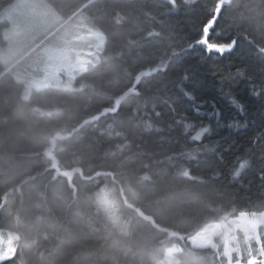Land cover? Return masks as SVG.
Segmentation results:
<instances>
[{"label": "trees", "instance_id": "obj_1", "mask_svg": "<svg viewBox=\"0 0 264 264\" xmlns=\"http://www.w3.org/2000/svg\"><path fill=\"white\" fill-rule=\"evenodd\" d=\"M13 1L0 0V12ZM48 1L62 18L38 43L65 22L43 43L56 45L84 13L105 41L74 88L27 93L42 75L22 71L36 49L7 66L0 61V75L8 70L0 76V230L19 234L0 264H164L175 245L174 264H229L223 245L195 247L191 238L240 211H264V58L247 41L224 56L188 44L208 4L219 9L213 39L241 33L264 45V0H178L175 8L168 0ZM6 25L0 21V38ZM87 32L57 45L87 49L80 37ZM204 124L211 132L193 142ZM191 150L194 158L180 154ZM244 159L249 167L234 179ZM75 169L71 178L57 175ZM239 247L232 260L246 264V245Z\"/></svg>", "mask_w": 264, "mask_h": 264}, {"label": "rangeland", "instance_id": "obj_2", "mask_svg": "<svg viewBox=\"0 0 264 264\" xmlns=\"http://www.w3.org/2000/svg\"><path fill=\"white\" fill-rule=\"evenodd\" d=\"M61 18L62 14L48 0H14L0 12V21L7 22L3 36L0 38V61L3 65L7 66L16 57L22 56L23 59L36 49L31 57L26 60L22 71L28 69L31 72V69L41 68L42 75L33 77L27 86V93L30 92L31 88L40 85L74 88L78 72L80 73L88 65L98 61L97 59L101 55L105 35L93 28L91 19L86 13L65 26L55 36V42L68 39L76 32L88 28L87 34L80 36L83 42H88L87 49H77L74 46L64 47L57 45V43L56 45L52 43L43 44L51 34L64 24L38 43L43 36L61 22ZM33 46L34 48H32ZM30 48L32 49L27 52ZM25 52L27 53L25 54ZM237 217L207 225L192 236V244L195 247H214L216 249L223 245L229 264H245L235 263L232 257L234 253L239 254L240 243H245V248L249 253L250 243L251 252L255 258L249 259L246 264H264V258H261L258 252L255 254L253 246V242L257 243V233L262 241L261 227H264V220L260 221V226L257 228V224L247 218ZM18 240L19 234L17 232L0 230V263L2 260L13 256ZM178 248L175 245L169 250L164 264H174L178 261L174 255ZM260 251H264L263 247L260 248Z\"/></svg>", "mask_w": 264, "mask_h": 264}, {"label": "snow or ice", "instance_id": "obj_3", "mask_svg": "<svg viewBox=\"0 0 264 264\" xmlns=\"http://www.w3.org/2000/svg\"><path fill=\"white\" fill-rule=\"evenodd\" d=\"M170 5L175 8L178 7V0H168ZM186 3L192 2V0H184ZM205 14H206V21L203 22L201 29L199 30V35L195 37L189 44H188V50L194 49V48H202L204 53L206 55H213L216 54L218 56H224L226 53L232 54L234 50H236L239 47L238 42L247 41L248 44H251V47L256 49V52L259 54L261 58H264V45H256L252 44L251 41L248 40V37L246 35H243L241 33H230L231 39H228L226 41H220L218 39H213V37L219 36L220 32L217 30V21L219 20V9H213L208 6V4L205 5ZM185 51V49H181L180 51H174V56H180L182 52ZM167 70L166 68L164 69ZM239 75H242V73H239ZM188 77L185 76L184 79H187ZM184 95L187 96L189 99H195L194 96L190 93L185 91ZM225 96L228 97V102L232 104L238 111H240L242 114L244 112V105L240 103L238 100H236L235 97H232L230 94L225 93ZM253 95H259L258 92H254ZM118 103V102H117ZM213 103V102H208ZM200 108L201 106H197L195 111L197 112V115L200 114ZM156 115H159V113H156ZM212 115L219 116L220 112L218 109H216L213 106L212 109ZM232 127L240 128V127H247V124L241 125L239 121H233ZM191 124H186L185 128H191ZM211 132V125L210 124H204L201 125V127L191 136V140L195 143H199L202 141V139ZM214 150V149H211ZM197 150H191V151H185L183 153H180L181 155H184L188 157L189 159L194 158L195 152ZM249 167V161L247 159L242 160L238 167L233 172V178H239L241 176V173ZM181 174L184 176H191L190 170L183 169L181 170ZM261 179H264V175L261 176ZM245 217L249 221L256 223L257 228L260 226V221L264 220V211L262 212H246V211H240L239 216ZM257 252L259 253V256L261 258H264V251H260V248L264 247V241H261L258 233H257ZM255 258L252 255L251 252V244L249 243V259Z\"/></svg>", "mask_w": 264, "mask_h": 264}, {"label": "water", "instance_id": "obj_4", "mask_svg": "<svg viewBox=\"0 0 264 264\" xmlns=\"http://www.w3.org/2000/svg\"><path fill=\"white\" fill-rule=\"evenodd\" d=\"M129 92H131V91H129ZM51 156L55 159L53 152H51ZM56 164H57V161L55 160V165H56ZM77 171H78L77 169H75V170H73V171L61 170V171H58V172H57V175H62V176H66V177L71 178L72 175H73L74 173H76Z\"/></svg>", "mask_w": 264, "mask_h": 264}, {"label": "bare ground", "instance_id": "obj_5", "mask_svg": "<svg viewBox=\"0 0 264 264\" xmlns=\"http://www.w3.org/2000/svg\"><path fill=\"white\" fill-rule=\"evenodd\" d=\"M92 1H93V0H90L89 3L92 2ZM7 71H8V70H5V72H4L3 74H5ZM3 74H1L0 76H2Z\"/></svg>", "mask_w": 264, "mask_h": 264}]
</instances>
